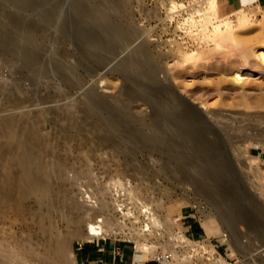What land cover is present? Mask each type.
Returning a JSON list of instances; mask_svg holds the SVG:
<instances>
[{
	"label": "bare ground",
	"instance_id": "1",
	"mask_svg": "<svg viewBox=\"0 0 264 264\" xmlns=\"http://www.w3.org/2000/svg\"><path fill=\"white\" fill-rule=\"evenodd\" d=\"M62 1L27 0L20 3L19 0H0V51L23 70V77L10 81L0 76V205L7 201L17 210L30 199L34 202L26 213L27 232L20 236L22 238L12 233L0 238V264H77L69 245L72 237L99 236L127 228L138 249L149 252L153 258L161 257L164 264H189L192 258L190 251H199L197 241L186 235L177 222V216L166 211L162 201L140 197L139 191H133L132 197L140 199V209L149 219L146 228L135 224L128 226L116 215L110 216L105 209H121L124 215L133 214L124 211V203L119 197L112 196L121 194L119 186L124 192L128 190L121 177L112 176L108 187L89 192L91 203L87 204L88 207L75 200L69 201L64 189L70 180L68 170L72 167L74 154L71 148L62 149L61 138L73 136L74 133L82 134L87 141H104L101 149L105 151L106 148H114L119 152L148 150L157 153L158 160L163 159V164L170 168L171 178L201 192V196L211 200L218 210L216 218L223 223V227L206 220L204 226L208 235L218 229L221 240L231 246L232 252L244 257L241 264H264V256L255 257V252L241 239L246 232L262 235L256 251L264 254V205L258 199L248 197L247 189L238 191L237 168L225 154L228 143L237 151L239 146L235 147L234 142L245 140L248 134L234 138L231 136L233 128L230 132L226 123L215 131L208 124L209 121L206 123L200 118L201 114L198 116L191 112L187 104L179 103L169 85L157 81V68L154 65L137 70L135 66L139 59H133L124 67L127 77L134 83L150 82L155 93L167 92L161 95L152 91L140 94L151 107L147 115L134 114L131 108L119 102L118 96L104 99L95 90L86 92L88 97L85 96L86 102L81 105L62 103L60 106L55 104L58 105L56 107L48 105L46 110L27 108L38 99L47 102L58 96V92L52 90L42 96L37 90V87L41 88L40 78L47 75L50 68L58 80L76 85V70L84 58L81 60L78 54L79 59L70 63L67 58L71 53L57 48L58 42L66 40L72 30L77 32L78 35L73 33L75 36L82 38H79L82 40L79 51L86 56L89 54L90 59L95 61H101L104 53L111 52L117 41L125 39L133 31L128 25L117 23L114 26L110 22L112 15L100 12V6L109 0H98L94 4L90 0H70L73 1V12L68 11L65 15ZM172 1L173 7L178 5L176 0ZM116 2L118 8L114 15L118 16L121 0ZM69 3L67 5L70 6ZM204 3L195 10L200 18L192 16L194 11L190 17L194 22L192 25L199 27L197 39L200 37L206 45L198 46L197 50L191 52L185 50V57L195 56L197 60L209 61L206 58L216 56L226 61H236L238 65L231 74L238 82L243 79L244 69L247 71L245 73L264 71V19L256 27L258 32L248 36L249 31L244 28L254 26L252 7L247 9L239 0H206ZM70 8L68 10L71 11ZM234 11L237 13L235 18L232 17ZM70 13H74V17ZM70 24L72 27L69 31ZM189 28L192 31L193 26ZM114 30L119 32L120 38L113 43L108 41V37ZM40 39L56 42L57 49L51 50L52 42L51 46L43 42L44 45L39 44ZM140 50L145 58L149 55L147 46ZM47 53L48 57L45 56ZM195 63L202 67L197 61ZM24 77L33 81L31 95L24 90ZM45 112H49V116ZM256 116L264 118V112ZM50 123L52 128L48 130ZM258 137L264 142L261 133ZM241 149L236 155L237 161L243 165L241 153H248V149ZM247 159L250 165L255 160L250 154ZM262 172L264 179V170ZM127 180L130 181L129 178ZM196 200L191 204L205 213L202 202ZM74 206L81 213L76 214L68 209ZM205 215L208 218L211 213ZM65 224H76L79 230L70 227L64 229ZM147 230L159 235L165 232L167 242L161 243L159 237H148ZM161 247L163 249L159 250ZM213 264H228V261L218 257Z\"/></svg>",
	"mask_w": 264,
	"mask_h": 264
},
{
	"label": "rangeland",
	"instance_id": "2",
	"mask_svg": "<svg viewBox=\"0 0 264 264\" xmlns=\"http://www.w3.org/2000/svg\"><path fill=\"white\" fill-rule=\"evenodd\" d=\"M19 1L20 3H25L27 0ZM63 1V4L61 3L62 8H64V10L62 9L63 14L65 15L68 11L73 12V7H71L73 6V1ZM66 1H68V3L70 2V6L67 5L68 3ZM95 1L97 2L98 0H90L89 2L94 4ZM205 1L206 0H204V2ZM239 1L244 7H247V9L249 7L254 9L255 16L253 14L254 17L252 20L254 25L253 28H244L248 29V36H253L258 32L256 27H258L260 21L264 19V0ZM115 2L116 0H109L106 4L109 6H104L102 8L103 11L112 15L110 22L114 26L117 23L128 25L133 31L125 37L128 46L120 50L121 54L116 58L114 64L120 63L129 52L138 48L136 52L137 55H135L133 59L137 57L140 62L138 61L135 68L138 70L139 67L154 65L157 68V81H160L163 85H169L174 92L175 99L179 103L187 104L192 113H196L198 116L201 114L200 118H203L206 123L209 121L208 124H210L215 131L221 129L220 126L222 127L224 125L223 123H226L229 124L230 132L233 128L232 131L234 132H231V136L234 138L248 134L245 140L239 139L240 141L237 140L234 144H236L235 147H237V145L240 147H237V151H240L241 148V150L248 149V153H246L247 156L250 154L255 158L251 165L248 163L245 153H241L243 165L240 164L237 161L238 152L235 151L228 142V152H225V154L233 161V165L237 168L236 179L239 184L238 191H242L243 188L247 189L249 191L248 197L256 198L264 205V179L262 177V171L264 170V142L258 137L260 133L261 136H264V118L256 116L260 112H264V71L259 70L252 73H245L247 71L244 69L243 79L238 82L231 74L235 65H238L236 61H226V59H219L216 56L206 58L209 59V61L205 59L197 60V57L194 58L195 56H190L191 58L185 57L183 54L185 50L191 52L194 51V49L197 50L198 46L202 47V45H204L200 37L197 39V36H199L197 35L199 33V27H194L197 25H192L194 22H191L192 20L190 17V14H192L191 12L194 11L192 16L195 18L198 17V19L200 18L199 13L195 10L204 3L202 0H176L179 6L177 5L175 7H173L174 1L172 0H121L118 16L114 15L118 8V4L117 2L115 4ZM64 6L71 7V11L68 10L69 8L65 9ZM72 14L74 13H70L71 16H73ZM236 15L237 13L234 11L232 17L234 16L233 18H235ZM184 19L185 21L187 19L186 23L190 21V25L189 23L186 24ZM90 21H93V18H90ZM198 23L199 22H196L195 24ZM69 26L70 31L72 26L71 24ZM189 27L192 28V31ZM72 31L71 35L68 33V40H62L61 43L58 42V45L51 40L44 42L42 39H40L38 43H41V45L47 43L46 45L48 46L53 45V47H50L51 50L57 48L66 49L71 53L67 58L70 63H75L79 57L81 60L84 58L82 64H80L81 66H78L76 70V80L79 86L76 83L74 86L77 87L74 89L73 85L71 86L67 82L64 83L58 80L59 78L53 74L54 71L50 68V72L40 78L41 88L37 87V90H39V95L42 96L50 93L51 90L55 93L58 92V96L47 102L37 98L38 100L35 101L34 104L27 107L30 110L32 108L34 110H46L51 107V105H53L52 107H56L59 104L62 105V103L64 105L67 103L81 105L86 102V92L89 93V91L95 90L104 99L110 98L112 95L113 97L118 96L119 102L123 105L125 104L129 109L131 108L130 111L134 114L147 115L151 111L149 104L143 100L134 101L133 98L147 91H152L153 94L160 95L167 93L165 90H163L162 93L161 91L155 93L154 86L151 85L150 82L141 81L134 83L129 78L128 86H124L121 75L108 72L98 64L99 61H95L92 58L90 59L88 56L89 54L86 56V54L84 55L79 51L82 38L80 35L79 37L74 35H78L77 32L74 33L75 30ZM119 35V32L116 31L111 36L110 41L114 43L119 40L116 39ZM72 37L75 39L72 40ZM79 38H81V41ZM75 40L79 42V46ZM199 40L201 44L198 43ZM65 41L67 45H65ZM42 42L44 44H42ZM119 43L120 41H117L116 45L118 46ZM143 46H147L149 51L153 53V59H145L140 50ZM178 47H181L182 50ZM106 54L107 53H104L103 56ZM45 56L48 57V53ZM184 57L187 59L185 60ZM45 60L47 59L45 58ZM195 61L202 67H198ZM129 62H131V60H127L125 63L128 64ZM194 66L197 67L193 68ZM243 67L246 66L243 65ZM22 74L23 70L19 69L18 64L13 63L11 59L5 57L3 52L0 51V76L8 78L10 81L17 77H23ZM23 87L26 94L31 95L33 81H31L29 77H24ZM82 95L84 97H82ZM45 113H48L46 115L49 116V112ZM50 124L47 126L48 130L52 128V123ZM102 144H104V141L100 139L87 141L80 133H74L73 136L69 135V137L61 138L62 149L71 148V152L74 154V158L71 162L72 167L68 170L70 180L64 189L69 201L75 200L87 206V204L91 203L90 197H88L89 192L108 187L112 176L121 177L124 184L128 187V190L124 192L119 186L121 194L118 195L117 193L112 196L119 197L124 203V211H131L133 214L127 213L124 215L121 209H105L107 213H110V216L116 215L119 219H122L123 222H126L128 226L135 224L140 228H146V223L149 222V219L140 209V199L132 197L133 191H139L140 197H148L155 201H162L163 205L166 207V211H169L173 216H177V222L186 235L194 241H197L199 251H190L192 258L189 264H213L218 257H224L228 261V264H241L244 257L239 253L232 252L231 246L221 240L217 233L218 229L212 235H208L206 232L204 226L206 220L212 224H216L218 227H223V223L216 218L219 212L214 207L213 202L204 199L201 196V192L189 189L183 186L179 181L171 178L170 168L163 164V159L158 160L157 157H159V155L157 153L148 152V150H139L135 153L119 152L114 148H106L107 151H105V149H101ZM127 178H129L130 181H128ZM131 188L132 191L130 192L129 189ZM192 199H197L196 201L202 202L205 213H211L210 217L206 218L207 214L204 216L205 213L193 206L191 201L193 202L194 200ZM33 203V200L30 199L26 202V205L19 207L20 209L17 210L16 206L11 205L7 201L4 202L3 205H0V238L6 235L8 236V234H14L15 237L22 238L20 236L27 232L26 213L29 210V206H32ZM68 209H71L70 211L76 214L81 213V210L76 206L72 208L69 207ZM163 211H165V209ZM262 213V219H264V211ZM84 215H87V213H84ZM191 220L200 222L203 226L202 231L193 233L191 231L192 228L189 226ZM241 225L243 226V223H241ZM69 227L75 231L79 230V226L76 224H65L63 226L64 229ZM126 230H124L126 233H124L123 230H118L115 233H108L104 236H117L135 242V239L130 236L131 233L129 230ZM145 232H147L146 235L152 239H157L156 237H159L161 243L167 242L168 235L165 232H162V235L157 234L155 231L153 233L149 230ZM91 237L94 236L82 237L76 235L69 241L71 252L76 257L77 264H83L78 254L80 243ZM9 238L11 239L13 236ZM241 239L255 252V257L264 256L261 251H256V248L262 241V235L246 232ZM162 249L161 247L159 250Z\"/></svg>",
	"mask_w": 264,
	"mask_h": 264
},
{
	"label": "crops",
	"instance_id": "3",
	"mask_svg": "<svg viewBox=\"0 0 264 264\" xmlns=\"http://www.w3.org/2000/svg\"><path fill=\"white\" fill-rule=\"evenodd\" d=\"M191 231L200 232L203 226L191 220ZM83 264H160L147 251L137 248L135 242L117 236H94L78 247Z\"/></svg>",
	"mask_w": 264,
	"mask_h": 264
},
{
	"label": "water",
	"instance_id": "4",
	"mask_svg": "<svg viewBox=\"0 0 264 264\" xmlns=\"http://www.w3.org/2000/svg\"><path fill=\"white\" fill-rule=\"evenodd\" d=\"M107 3H104V4H102L100 6V9L99 10H100L101 13L108 14V13L104 12L103 9H102L104 6H109V5H106ZM115 32H116V30H114L113 33L108 37V41H110L111 36ZM127 46H128V44H127L126 38L125 39H121L120 40V43L118 44V46L115 45L113 47V49L111 50V52H109L105 56H103L104 58L101 61H99V63H98L100 66H102L108 72H110L112 74H119V75H121L122 78H123V81H124L123 84L126 87L128 86V80L129 79H128L127 75H126V72L124 71V67L127 65L125 62L127 60H129V61L130 60L131 61L133 60V58L135 57V55H137L136 52H137V49L138 48H135L133 51L129 52L120 63L114 64V62H115L116 58H118L120 56V54H121L120 50L122 48H124V49L127 48ZM136 59H137V57H136ZM145 59H153V54L151 53V51L149 52V55ZM133 100L134 101L143 100V98H142V96L137 95V96H135V98H133Z\"/></svg>",
	"mask_w": 264,
	"mask_h": 264
},
{
	"label": "built area",
	"instance_id": "5",
	"mask_svg": "<svg viewBox=\"0 0 264 264\" xmlns=\"http://www.w3.org/2000/svg\"><path fill=\"white\" fill-rule=\"evenodd\" d=\"M101 236H104V235H101ZM167 257H169V256H167ZM155 260H157L160 264H164L162 261H161V257H156L155 258Z\"/></svg>",
	"mask_w": 264,
	"mask_h": 264
}]
</instances>
